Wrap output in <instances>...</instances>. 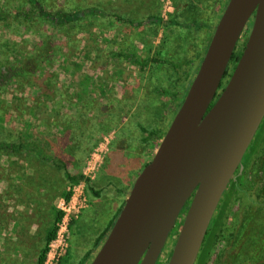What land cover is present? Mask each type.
Segmentation results:
<instances>
[{"label": "rangeland", "instance_id": "rangeland-1", "mask_svg": "<svg viewBox=\"0 0 264 264\" xmlns=\"http://www.w3.org/2000/svg\"><path fill=\"white\" fill-rule=\"evenodd\" d=\"M40 1L50 12L62 9L67 0ZM69 1L65 13L77 21L56 28L39 16L24 27L16 14L35 11L24 0H0V12H7L5 24H0V68L7 76L0 80V126L32 137L50 155L62 149L72 157L65 161L67 169L90 178L89 185H70L63 171L34 154H1L0 264H36L53 208L66 210L65 222L59 225L44 264L92 262L98 239L152 160L186 93V79L178 81L164 62L194 60L209 42L228 0ZM149 16L174 19L178 25L135 27L122 21L137 23ZM251 22L237 49L245 45ZM118 53L160 61L140 70ZM231 69L232 62L227 70ZM154 131L157 136L149 138L148 132ZM262 154L257 153L241 181L246 195L229 199L206 264L261 262L262 256L256 261L258 256L245 248L247 241L244 245L237 240L246 224L264 222L259 199L264 194ZM64 192L70 193L68 201ZM189 204L157 264H167Z\"/></svg>", "mask_w": 264, "mask_h": 264}, {"label": "water", "instance_id": "water-1", "mask_svg": "<svg viewBox=\"0 0 264 264\" xmlns=\"http://www.w3.org/2000/svg\"><path fill=\"white\" fill-rule=\"evenodd\" d=\"M249 22L242 53L218 94ZM263 120L264 0H228L155 155L133 182L90 264H157L189 201L167 264H196Z\"/></svg>", "mask_w": 264, "mask_h": 264}, {"label": "trees", "instance_id": "trees-1", "mask_svg": "<svg viewBox=\"0 0 264 264\" xmlns=\"http://www.w3.org/2000/svg\"><path fill=\"white\" fill-rule=\"evenodd\" d=\"M26 4L30 7V10L35 11L36 14H31L27 12H20L19 14H16L14 17L17 19V22L24 27L26 24H32L33 18L36 16L42 17L46 20H48L52 26L56 28L63 27L67 23H72L77 21V19H74V15H66L65 10L68 8V3H70L69 0L66 2H63L62 9L57 8L53 11H48L45 8H43L42 2L40 0H24ZM228 3V1H227ZM226 3V4H227ZM226 7V6H225ZM30 11V12H33ZM93 11V10H92ZM95 12V11H94ZM65 13V14H64ZM96 13V12H95ZM9 14V13H8ZM82 14V13H81ZM7 12L3 10V12H0V24L4 23L6 21V16ZM125 23H129L135 27H141L145 24H155V25H178V23L174 19H170L168 21H164L162 18L159 17H154V16H149L145 21L141 22H127L122 20ZM196 24V22H194ZM192 25V24H191ZM8 26V24H6ZM193 28H198L194 25H192ZM206 26V25H204ZM182 27V26H181ZM213 30V29H212ZM214 31V30H213ZM211 39V37H210ZM210 41V40H209ZM209 42L205 43L203 45V50L202 52L195 57V59H190L186 60L184 62H172V61H167L164 62L165 64L167 63L168 65L171 66L173 72L178 75V81H182V78L186 79V86L184 87V92L188 90L191 81L193 77L195 76L196 72L198 71L200 62L206 52V49L208 47ZM242 49H236L233 57H232V63L237 61L242 53ZM117 57H122L125 58L129 63L135 64L139 66L140 70H144L145 67L148 65V63L153 62V63H158L160 60H157L155 58H150V59H144L143 61H139L134 54H123V53H118L116 55ZM193 61V62H192ZM191 65L193 66L192 70L190 71L188 67ZM184 68H187V70H184ZM232 72L231 70H227L225 74V82L223 81L221 84L220 88H224L227 81L226 77L227 75H230ZM6 69L5 68H0V80H7V76H5ZM181 101L178 103V108L181 105ZM37 110V109H36ZM175 115V111L173 112ZM154 135L157 136V131L155 132H148V137H153ZM163 136V135H162ZM161 136V137H162ZM47 149V148H46ZM44 147H40L36 142L33 141V138H28L27 136L20 134L15 128L9 127V128H3L0 126V155H10L14 156L19 153H31L34 154L36 157L41 159L42 161H46L48 164L53 165L57 170L63 171L64 177L67 180V182L70 185H76L79 183H85L87 185L90 184V178L85 176L82 172L78 174H73L67 169V164L65 161H67L69 158H72L70 155H65L62 152V149H59L57 152H55L54 155H50L47 150ZM264 152V120L258 130V132L255 135V138L250 145L247 153L245 154L242 165H243V170L241 173L239 171L236 172L234 178L232 179L227 191L224 193V196L220 202V207L219 211L216 214L213 222L210 224V227L207 231L205 241L203 244V247L201 249V252L199 254L198 260L196 264H206L207 259L210 257L211 254V249L215 243V239L218 233L219 228L222 225V221L224 219L229 199L231 198L232 195L235 194H243V196L246 195V192L243 190V187L241 185L242 179L250 173L248 171L249 164L252 163L255 159H257L259 156H256L258 154H262ZM56 157L62 158V160H56ZM263 155V154H262ZM256 156V157H255ZM71 160V159H70ZM146 166V165H145ZM36 173V174H35ZM35 175L38 176L40 174V170L35 171ZM38 178L43 180L42 176H38ZM98 195V193H95ZM63 199L68 201L70 199V193L64 192L62 194ZM240 199V198H239ZM259 199H262V205H264V194L259 197ZM124 205V204H123ZM123 207V206H122ZM264 207V206H263ZM122 209V208H121ZM120 209V210H121ZM120 212V211H119ZM52 214H53V220H52V225L46 230L45 236L43 238V245L44 247L39 249V253L37 256V262L36 264H44L48 249L50 244L56 239L57 231H58V224L62 221L64 214L55 208L52 209ZM119 214V213H118ZM118 214L116 215L115 219L110 223L108 228L104 231V233L100 236V238L97 241L96 247L100 248L105 241L108 233L110 232ZM257 225V228H254L253 226ZM242 235L239 240H237L238 243L242 242L245 245V241H247V244L245 245V248H248V251L253 254L254 257L258 256L255 260L259 259V257L262 256V259H259L261 261L259 264H264V222L261 220L255 219L253 222H250L249 225L246 224L244 229L242 230ZM247 251V250H245Z\"/></svg>", "mask_w": 264, "mask_h": 264}, {"label": "built area", "instance_id": "built-area-1", "mask_svg": "<svg viewBox=\"0 0 264 264\" xmlns=\"http://www.w3.org/2000/svg\"><path fill=\"white\" fill-rule=\"evenodd\" d=\"M67 208H68V206H67ZM60 211H61L63 214L66 212V210H61V209H60ZM68 211H69V210H68ZM62 222H65V214H64V216H63L62 221L58 224V228H59V225H60ZM60 228H61V226H60ZM57 233H58V231H57ZM60 233H61V231L59 232L58 235H60ZM56 238H57V235H56ZM54 241H55V240H54Z\"/></svg>", "mask_w": 264, "mask_h": 264}, {"label": "flooded vegetation", "instance_id": "flooded-vegetation-1", "mask_svg": "<svg viewBox=\"0 0 264 264\" xmlns=\"http://www.w3.org/2000/svg\"><path fill=\"white\" fill-rule=\"evenodd\" d=\"M250 23V22H249ZM243 48V47H242ZM232 61V60H231ZM236 62L234 61L233 62V64H235ZM229 77H230V75H227V77H226V79L228 80L229 79ZM224 89V88H223ZM222 88H220L219 89V92H218V94H220L221 93V91L223 90Z\"/></svg>", "mask_w": 264, "mask_h": 264}]
</instances>
